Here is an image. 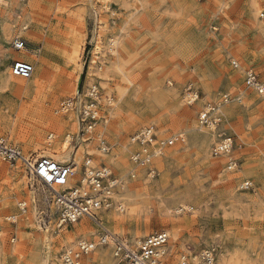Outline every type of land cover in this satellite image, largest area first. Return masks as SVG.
Listing matches in <instances>:
<instances>
[{
    "label": "rangeland",
    "instance_id": "rangeland-1",
    "mask_svg": "<svg viewBox=\"0 0 264 264\" xmlns=\"http://www.w3.org/2000/svg\"><path fill=\"white\" fill-rule=\"evenodd\" d=\"M262 11L264 0H0V140L27 157L71 159L77 148L65 138L78 133V122L62 104L98 83L101 120L79 145L78 164L88 153L126 176L134 169V133L153 126L160 137L177 138L154 161L155 174L137 169L116 190L111 214L101 216L104 228L131 243L168 232L166 264H203L207 249L214 264H264V96L246 91L242 71L231 66L236 60L264 81ZM15 38L29 44L31 80L11 75L20 53L12 48ZM190 93L197 95L193 105ZM226 93L244 97L224 107L216 130L201 129L199 113ZM50 117L62 121L60 132ZM22 119L27 137L19 134ZM227 138L232 153L216 156L215 146ZM103 146L109 155L100 153ZM0 164V264H62L64 247L99 241L102 230L88 219L41 230L34 204L10 224L34 191L20 163ZM82 264L118 263L111 248L99 247Z\"/></svg>",
    "mask_w": 264,
    "mask_h": 264
},
{
    "label": "built area",
    "instance_id": "built-area-1",
    "mask_svg": "<svg viewBox=\"0 0 264 264\" xmlns=\"http://www.w3.org/2000/svg\"><path fill=\"white\" fill-rule=\"evenodd\" d=\"M260 17L264 21V11ZM12 48L21 52L29 50V44L22 38H15ZM231 66L234 70L242 71L246 91L264 96V81L259 74L253 69L243 70L236 60H231ZM10 71L12 77L27 81L33 78L35 66L28 61L15 60ZM196 97L195 93H190L188 104L193 105ZM243 97L242 93H226L208 102L199 113V127L216 130L222 124L224 107L233 102H242ZM101 99L99 84L92 83L87 89L84 86L76 98L62 104L61 111H73L77 117L78 133L73 136L69 134L65 138V142L73 150L77 148L78 151L79 145L85 143V138L91 135L99 124ZM53 138L54 135L51 134L49 140ZM129 141L136 148L130 156L134 169L126 176H118L106 162L97 163L88 153L81 164L76 161L77 151L71 159L64 162L51 157H27L6 139L0 140V158L12 165L20 163L29 180L28 186L34 191L33 202L31 200L30 203H19V214L10 216L8 222L17 225L19 218L26 216L34 204L37 226L41 230L61 231L79 224L83 219L99 224L102 230L99 241L95 243L92 240H81L77 244L64 247L60 253L62 264H82L83 259L99 247L111 248L113 258L118 264H166L170 257L171 239L166 231L150 234L133 244L123 237L112 235L102 225L101 216L115 207L116 190L124 187L130 179H134L137 169H147L151 174H155V170L151 169L154 161L162 158L166 150L174 147L177 138L164 139L155 127L149 126L134 133ZM232 149V138H227L215 146L214 153L216 156H229ZM100 153L103 156L109 155L110 147L103 146ZM237 167L238 162L231 157L229 169L234 170ZM39 187L41 189H35ZM241 188L247 190L250 184L245 183ZM39 203H42L41 209H38ZM122 207L119 205L118 210L121 211ZM15 241L16 238L12 242ZM200 258L203 264H214L215 252L213 249L204 250Z\"/></svg>",
    "mask_w": 264,
    "mask_h": 264
},
{
    "label": "bare ground",
    "instance_id": "bare-ground-1",
    "mask_svg": "<svg viewBox=\"0 0 264 264\" xmlns=\"http://www.w3.org/2000/svg\"><path fill=\"white\" fill-rule=\"evenodd\" d=\"M33 53V52H32ZM32 56H31V54L29 53V51H27V50H24V51H21L20 53H18V57L15 59V60H23V61H32ZM43 66H44V64H43ZM43 72H45L44 70H43ZM34 73H35V71H34ZM34 75V74H33ZM106 77V76H105ZM52 117V116H51ZM50 117V119H49V121H54V122H56V125H59L60 126V128H59V132L63 129V127H64V125H63V123H62V121L61 120H59L58 118H56V117H53V118H51ZM48 120V119H47ZM51 123H53V122H51ZM23 125V119L22 120H20L19 121V134H23V133H25L24 135L27 137L29 134H27V132H26V130H25V128L22 126ZM29 125V124H28ZM42 129H40V130H37L36 131V133L34 134V136L36 137V138H38V139H40L41 138V131ZM21 134V135H22ZM30 137V136H29ZM32 139V138H31ZM58 151V150H57ZM75 152V151H74ZM77 155V154H76ZM44 157V156H43ZM77 157V156H76ZM65 158V157H64ZM62 159V158H61ZM70 159V156H68L66 159H65V161H68ZM64 162V161H63ZM0 172H5V166H3V165H1L0 164ZM33 194V193H32ZM35 207V206H34ZM124 211V207H122V210L119 212V213H122ZM105 214H111V211H109V212H105ZM105 214H103L102 216H104ZM83 220H86V219H83ZM97 224V223H96ZM99 225V224H98ZM103 225V224H102ZM100 226V225H99ZM101 227V226H100ZM82 233L81 234H83V236H89L88 235V233L87 232H83V231H81ZM110 232V231H109ZM111 233V232H110ZM168 233V232H167ZM112 234V233H111ZM112 235H114V234H112ZM170 235V234H169ZM82 236V235H81ZM140 240H136V241H134V242H132L133 244L134 243H138Z\"/></svg>",
    "mask_w": 264,
    "mask_h": 264
},
{
    "label": "crops",
    "instance_id": "crops-1",
    "mask_svg": "<svg viewBox=\"0 0 264 264\" xmlns=\"http://www.w3.org/2000/svg\"><path fill=\"white\" fill-rule=\"evenodd\" d=\"M82 223H84V221L82 222ZM136 241V240H135ZM134 242V241H133Z\"/></svg>",
    "mask_w": 264,
    "mask_h": 264
}]
</instances>
